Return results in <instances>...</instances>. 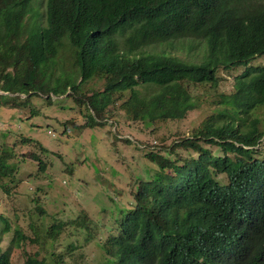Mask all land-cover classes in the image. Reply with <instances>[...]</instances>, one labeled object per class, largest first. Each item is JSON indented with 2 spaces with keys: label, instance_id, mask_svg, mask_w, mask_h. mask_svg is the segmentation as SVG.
Listing matches in <instances>:
<instances>
[{
  "label": "trees",
  "instance_id": "1",
  "mask_svg": "<svg viewBox=\"0 0 264 264\" xmlns=\"http://www.w3.org/2000/svg\"><path fill=\"white\" fill-rule=\"evenodd\" d=\"M156 44L185 54L140 52ZM262 56L264 0H0V91L27 95L22 103L33 93L85 101L101 121L138 123L150 136L158 123L169 128L217 106L190 136L168 129L162 151L121 158L132 193L125 209L91 218L77 205L65 218L37 192H15L12 203L29 205L24 215L14 206L13 223L0 214L5 231L30 229L42 242L41 260L24 264H44L58 249L84 263L86 244L94 255L86 264H159V256L161 264H254L264 251V66L251 63ZM60 59L66 66L53 78ZM222 72L232 75L231 93L220 91ZM87 83L101 88L82 96ZM27 157L44 171L39 154ZM12 158L0 156L5 194L8 181L21 183ZM9 256L0 238V264Z\"/></svg>",
  "mask_w": 264,
  "mask_h": 264
},
{
  "label": "rangeland",
  "instance_id": "2",
  "mask_svg": "<svg viewBox=\"0 0 264 264\" xmlns=\"http://www.w3.org/2000/svg\"><path fill=\"white\" fill-rule=\"evenodd\" d=\"M37 10V20L43 21V1L38 4ZM161 51L179 53L165 44L143 47L140 52ZM184 54L185 49L179 53L182 57ZM61 61L60 59V62L50 69L53 78L60 75L66 66ZM251 64L264 66V56L256 58ZM219 76L220 91L231 93L234 88L232 75L222 72ZM93 88L100 89L101 84H84L81 88L82 96L91 95ZM7 94L0 91V156L2 153L11 152L13 158L9 162L21 163V167L16 171L21 183L16 185L8 181L7 194L0 187V212L12 223L14 212L16 213L14 206L20 208L17 213L24 215V209L29 205L25 199L12 203L15 200V192L21 191H29L31 194L37 192L50 203L46 209L49 213L61 212L60 210L64 209L61 214L65 218L75 216L70 210L77 205L85 208L91 218H96L102 211L112 214L119 209H125L132 193L130 177L121 167V158L129 161L133 156L142 158L145 155V148H137L136 142L145 141L143 145L148 149L153 146L150 150L162 151L163 140L169 134L168 129L170 132H176L179 127L185 137H188L217 107L202 106L196 113H188L184 120L179 121V125L173 123L169 128L167 123H158L150 136V128L138 123L137 126L132 124L127 127L121 124L117 127L107 121H101L93 115L92 109L85 101L78 103L73 99H64L53 94H49L48 99L46 95L33 93L28 101L22 103V98H27V95L16 94L13 98ZM258 115L264 118V108L259 110ZM89 120H94L92 127L84 125ZM211 150L216 154L215 147H211ZM33 152L39 154L47 163L44 171H40L38 163L27 157ZM139 165L140 163L136 170L141 178L145 172ZM217 178L221 182L225 181L223 175ZM31 206L35 210L36 205ZM36 239L30 229H22V233L11 231L6 235L2 248L11 247L10 264H22L23 256L41 259L39 251L42 249V242Z\"/></svg>",
  "mask_w": 264,
  "mask_h": 264
},
{
  "label": "clouds",
  "instance_id": "3",
  "mask_svg": "<svg viewBox=\"0 0 264 264\" xmlns=\"http://www.w3.org/2000/svg\"><path fill=\"white\" fill-rule=\"evenodd\" d=\"M111 124L113 125L114 123H111ZM116 126L118 127V125H116ZM144 148H145L144 145H141L140 146V149H144ZM0 214H1V212H0ZM11 231H14V230H11ZM11 231H9V232L8 231H5L4 224H3V220H2V218H0L1 249L2 250H5V249L9 248V255H11V247L10 246H7L5 249H3L2 248V245H4V238H5V236L8 235V234H10ZM243 238H244V231H242V232H236L233 235V239H234V241L236 243L237 242H240ZM85 246H86V251L89 254V258L87 260H85L84 263H82L76 257L75 254H73V253L72 254H69L66 250L58 249V250H56L54 252L53 255H50L47 258V260L44 262V264H86V263H88L93 258L94 255H93V253L91 251L93 249V246L87 245V244ZM252 257H253L254 264H264V251L263 252L256 253V254H252ZM26 259L27 258H25L24 256L22 257V264L25 263V260ZM158 259H159V264H161V257L159 256ZM38 260H41V259H38ZM9 262H10V256H9Z\"/></svg>",
  "mask_w": 264,
  "mask_h": 264
}]
</instances>
